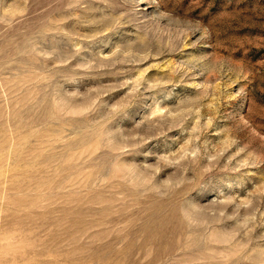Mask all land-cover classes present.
<instances>
[{
	"label": "rangeland",
	"instance_id": "obj_1",
	"mask_svg": "<svg viewBox=\"0 0 264 264\" xmlns=\"http://www.w3.org/2000/svg\"><path fill=\"white\" fill-rule=\"evenodd\" d=\"M0 264H264V0H0Z\"/></svg>",
	"mask_w": 264,
	"mask_h": 264
}]
</instances>
